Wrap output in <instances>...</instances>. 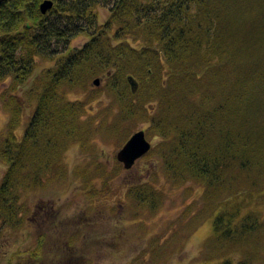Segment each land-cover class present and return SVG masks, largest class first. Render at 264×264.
Masks as SVG:
<instances>
[{"label": "trees", "instance_id": "obj_1", "mask_svg": "<svg viewBox=\"0 0 264 264\" xmlns=\"http://www.w3.org/2000/svg\"><path fill=\"white\" fill-rule=\"evenodd\" d=\"M42 1L0 0V238L30 218L26 192L67 176L68 148L85 150L86 102L68 96L105 77L125 129L140 120L159 136L165 180L194 183L216 211L210 239L226 249L217 264H264V0H51L44 14ZM99 7L108 8L101 23ZM36 57L49 67L33 75ZM99 164L74 169L87 197L106 189L94 186ZM144 183L130 199L157 208L161 191ZM42 240L6 264L39 257Z\"/></svg>", "mask_w": 264, "mask_h": 264}, {"label": "rangeland", "instance_id": "obj_2", "mask_svg": "<svg viewBox=\"0 0 264 264\" xmlns=\"http://www.w3.org/2000/svg\"><path fill=\"white\" fill-rule=\"evenodd\" d=\"M97 13L101 23L108 16V8L99 7ZM86 40L85 35L76 36L70 45L79 47ZM47 67L48 61L36 57L33 75ZM98 79L97 85L90 81L89 92L77 90L68 96L86 102L81 122L90 127L85 150L78 143L71 145L63 157L67 176L21 197L22 203L31 204L26 214L30 218L24 219V228L2 233L0 264L10 258L19 260L20 252L33 249L40 238L41 254L28 264H217L220 257L226 256V249L210 239L216 211L212 213L213 208L208 207L202 189L190 182L175 186L165 180L156 152L159 136L152 135L149 123L140 120L126 130L119 118L120 102L106 90L107 79ZM33 104L24 109L16 130L18 136L32 114ZM7 120L0 102L1 133ZM138 130L144 131L153 149L125 168L116 154ZM95 163H100L102 172L96 174L94 186L96 190L106 189L89 198L74 169ZM4 170L0 163V181ZM105 177L106 182L101 179ZM144 182L161 191L162 203L155 211L131 200L133 193L128 195L131 186L145 187ZM258 207L264 211V205Z\"/></svg>", "mask_w": 264, "mask_h": 264}, {"label": "water", "instance_id": "obj_3", "mask_svg": "<svg viewBox=\"0 0 264 264\" xmlns=\"http://www.w3.org/2000/svg\"><path fill=\"white\" fill-rule=\"evenodd\" d=\"M52 6L51 0H43L39 9L42 14ZM127 81L130 86L131 92H135L138 87L137 81L131 76H127ZM93 83L97 85L99 79L95 78ZM151 148L150 142L146 139L145 133L143 130H138L133 132L130 137L123 143L121 148L116 154L117 160L122 163L125 168H130L134 162L145 155Z\"/></svg>", "mask_w": 264, "mask_h": 264}]
</instances>
